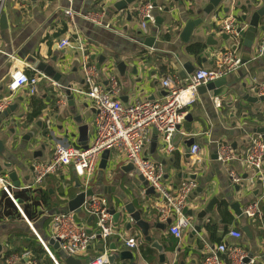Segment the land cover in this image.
Here are the masks:
<instances>
[{"label": "crops", "instance_id": "crops-1", "mask_svg": "<svg viewBox=\"0 0 264 264\" xmlns=\"http://www.w3.org/2000/svg\"><path fill=\"white\" fill-rule=\"evenodd\" d=\"M119 1L71 0L74 13L71 21L63 13L69 7L66 0H0V17L5 19L4 25L0 23V101L9 100V106H14L7 116L0 113V140L4 146L0 172L9 175L14 171L20 187L31 182L35 163L50 160L53 143L49 130L53 140L82 148L80 125L75 123L77 118L82 126H87L85 146H89L95 137L94 108L88 100L70 90L83 87L84 83L81 54L73 42L76 36L82 40L89 62L96 65L102 78H107L108 72L114 73L122 104L131 105L162 98L165 91L161 83L165 78L174 77L184 85L190 75L181 79L179 73L183 72L186 63L191 64L194 71L214 68L215 56L225 51L242 60L245 54L243 39L240 34L236 39L226 35L222 31L223 22L232 18L236 30L242 28L245 31L248 21L241 17L248 19L264 4V0H230L227 14L220 9L226 7L221 3L218 10L204 16L203 10L209 0H136L138 6L153 1L152 16L154 20L160 19L159 25L148 23L144 32L137 8L130 5L117 11L114 4ZM88 13L99 15L100 24L96 20H85L83 15ZM198 19L201 23L192 30L188 41L183 42L180 36L185 25ZM259 26L264 28V18ZM147 38H154L152 48L145 46ZM210 38L212 44H207ZM63 39L69 40L72 47L59 48L58 43ZM192 44L201 46L197 55L187 51ZM261 46L263 55L258 57ZM250 56V61L225 77L229 86L225 95L216 98L197 95L196 102L186 112L189 120L184 119L173 137V151L165 150L156 133L145 147L144 156L161 168L168 187L176 189L189 181L196 184L183 211L191 218L192 228L183 230L179 239L169 233L172 221L160 219L155 192L145 194L147 186L138 180L136 174L123 170L127 163L114 152L110 153L104 170L99 168L100 155L87 187L73 168L68 167L61 173L48 176L35 192H26L37 197L39 202L44 198L47 202V207L39 205L38 215L31 223L33 230L40 237H48V217L57 212H69L67 202L80 192L91 190L93 196L105 198L108 207L116 209L121 216L114 223L115 234L107 242L99 239L93 244L81 257L82 264L89 263L102 252L117 256L113 264H160V255L164 258L161 264H203L208 249L218 245L217 239L244 250L253 264H264V203L261 204L262 221L253 222L243 215L239 218L231 209L233 204H239L242 212L264 192V159L259 173L247 168L245 163L250 138L264 134L257 132L264 129V98L259 100L261 97L251 91L264 84V30L257 32ZM38 64L49 67L52 73L40 72ZM121 64L124 68L120 71ZM15 71L42 76L34 95H29L27 88L16 92L8 90L10 75ZM66 89L70 96L65 93ZM245 97L254 98L256 102L245 100ZM190 139L200 149L201 161L196 164L186 146ZM152 143H155L154 148ZM220 146H227L233 156L227 166L212 159ZM230 173L238 177V184L232 181ZM193 174L194 180H188ZM13 189V194L22 192ZM2 198L0 190V200ZM214 198L217 203L211 212L198 218ZM125 203L132 204L136 211L141 210L142 220L149 225L150 241L122 209ZM0 213H4V208ZM91 217L77 214V220L88 230L95 227V219ZM2 218L0 255L10 250L21 253L33 243L40 246L22 216L20 219L2 215ZM129 223L131 227L128 229ZM207 225L215 227L212 236ZM196 226L200 232L193 234ZM245 227L252 234V240L245 236ZM231 229L239 231L242 237L239 240L228 237ZM128 239L136 241V248L125 246L124 241ZM154 243L160 247V252ZM121 252H127L130 258H118ZM221 258L226 260L225 256ZM28 262L27 259L21 264Z\"/></svg>", "mask_w": 264, "mask_h": 264}, {"label": "built area", "instance_id": "built-area-1", "mask_svg": "<svg viewBox=\"0 0 264 264\" xmlns=\"http://www.w3.org/2000/svg\"><path fill=\"white\" fill-rule=\"evenodd\" d=\"M66 1L69 7L64 10V16L73 21L74 13L71 10V0ZM152 10L153 6L149 3L137 8L140 27L144 32H146L147 24H153L155 21ZM99 17V15L91 13L83 15V18L88 21H98ZM98 24H100L99 21ZM222 31L235 39L239 36L236 31L235 20L232 18L224 20ZM73 42L81 54L80 67L83 72L84 83L83 87L71 88L70 90L88 100L94 108L95 137L84 150L68 143L53 140L52 132L49 130L48 135L53 143L50 160L35 163L31 182L17 190L35 192L48 176L61 173L68 167L73 168L84 187H87L93 177L100 155L104 151L114 152L115 156H122L125 163H131L138 174L147 182L148 187L153 189L157 196L156 205L159 208L160 219L172 221L169 233L179 239L183 230L192 228L191 218L187 217L183 211L186 207L187 198L195 189L196 184L189 181L181 183L176 189L168 187L164 183L161 168L144 156L145 147L148 145L152 134L156 133L162 139L165 150L167 152L173 151V137L182 125L187 109L196 102L197 90L210 82L228 76L244 64L230 51L220 52L215 56L216 66L214 68L197 69L189 76L184 85H181L174 77L165 78L161 83V87L165 91L162 98L123 105L120 100L119 83L114 73L108 72L107 78H102L96 65L89 62L80 37L76 36ZM58 47L61 49L72 47V43L63 39L58 43ZM262 55L263 47L261 46L258 57ZM109 71H112V68ZM41 77L40 74L28 76L23 72L15 71L10 75L7 88L10 92L27 88L28 94L34 95ZM251 91L256 96L264 98V84L253 87ZM9 105V100L0 101V113L4 112ZM249 142L250 147L245 163L247 168L259 173L264 159V135L250 138ZM189 154L194 159L195 164L201 161L200 149L197 145L190 147ZM232 159L233 156L227 146L218 148L217 160L222 165L227 166ZM230 178L234 183H239L238 177L234 174L230 173ZM0 190L12 201L40 246L49 256L52 264H64L63 259H57L46 243L42 242L40 236L33 230L32 224L26 219L19 205L16 204L13 197L14 189L6 173L0 172ZM262 203H264V192L243 209L242 215L253 222L262 221ZM109 210L105 198L101 196L88 197L81 207V213L92 216L95 219V227L88 230L83 223L77 220L75 212H58L48 217V237L52 241L58 242L64 256L80 260L99 239L102 242H107L115 234V222ZM227 236L239 240L242 234L231 229ZM124 244L127 248H136L134 239L125 240ZM221 256H225L226 262L222 260ZM27 259L29 260L28 264H37L32 259L30 252L26 250L20 254H11L7 257L0 255V264H21ZM246 259L247 255L244 250L221 242L212 249H208L203 264H253L252 260L246 262ZM87 264H109V254L102 252Z\"/></svg>", "mask_w": 264, "mask_h": 264}, {"label": "water", "instance_id": "water-1", "mask_svg": "<svg viewBox=\"0 0 264 264\" xmlns=\"http://www.w3.org/2000/svg\"><path fill=\"white\" fill-rule=\"evenodd\" d=\"M174 1H178V0H174ZM153 7H155V4H153V1H150ZM223 4L224 6H226L225 8L221 7L220 9L222 10V12L224 14H227L229 12V8L227 7V5L230 3V0H209V4L208 6L203 10V14L204 16L209 15L212 11H214L215 9H219V5ZM132 5L133 8H138V4L136 2V0H120L119 2H117L116 4H114V9L117 11H121L126 9L128 6ZM264 18V4L261 5L259 8H257L251 15L250 17L247 19L246 16H242L241 19L243 21H248L247 23V29L245 31H243L242 28H238L236 31L238 34L241 35L242 39H243V47L245 48V54L242 56V60L241 63L245 64L246 62L251 60V49L253 48V44H254V40L255 37L257 35V32L259 30L263 31L264 28L259 26L260 21ZM0 23L2 25L5 24V19L4 16L0 17ZM154 23L156 25H159L160 23V19L156 18ZM201 23V19L189 22L185 25L182 33H181V40L183 42H187L189 39V36L192 32V30L198 26ZM223 39H226L225 35H222ZM211 42V38L208 40L207 44H212ZM153 43H154V38H147L146 42H145V46L148 48H152L153 47ZM215 44V42H213V45ZM38 70L40 72H44L46 74L48 73H52L51 69L43 64H38ZM122 68H124V65H120L119 66V70L121 71ZM194 71V67L189 64L186 63L183 66V72L179 73V77L181 79H186L189 75H191ZM58 75L54 77V80L57 81L58 79ZM229 86L227 85V79L224 78H220L217 79L213 82L208 83L205 86L200 87L197 90V94L199 96L201 95H205L207 94L208 96L212 97V98H216L219 97L221 95H225L226 94V89ZM68 96H70V91L66 89L65 92ZM261 98H259V100H261ZM245 100L248 101H255L256 99H250L249 97H245ZM14 109V106H9L4 112H2L3 116H7L9 114V112H11ZM190 117H186V120H189ZM75 123L79 124V134H80V141L82 143V149L86 150L87 146H85V141H86V134H87V126H82V122L80 119H75ZM260 134L264 133V129L257 131ZM244 133V132H242ZM264 135V134H263ZM194 143L193 139H190L188 141V143L186 144L187 148L189 149ZM152 147H155V143H152ZM4 151V146L2 141L0 140V156L2 155ZM110 156V151H104L101 154V160L99 163V168L100 169H105L107 166V160ZM213 160H217V153L215 152V154L212 156ZM10 167V165H8V168ZM123 170L125 172H132L134 174L137 175L138 180H140V182H142V184L144 186H147V190L145 194H152L154 193L152 188H149L147 185V182L144 180V178L138 174V172L136 171V169L134 168V166L129 163L127 164L125 167H123ZM10 181L12 182V186L15 189H18L20 187V182L17 179L16 173L14 171L10 172L8 175ZM195 175H191L189 176L188 180H194ZM94 193L91 190H87L85 192H80L78 195H76L73 199L69 200L67 202V210L70 212H75L77 214L81 213V207L83 206L86 198L93 196ZM217 203V200L214 198L211 200V202L208 204V206L205 208L204 211H202L197 217L198 218H203L207 213L211 212L213 206ZM16 204L19 205V202L16 201ZM122 209L124 210V212L126 213V215H128V217L130 218L131 222L135 224V226H137L143 233V235L145 236L146 240L150 241V237H148V230H149V225L142 220L141 217V210L136 211L134 206L132 204H128L125 203L122 207ZM231 209L234 211L235 215L239 218H242V212L240 210V206L239 204H233L231 206ZM58 213V212H57ZM110 215L113 216V220L114 222H118V219L121 216V213L116 211V209H114L113 207L110 208L109 210ZM188 215H191L190 212H187ZM92 219V217H91ZM131 227V223L127 224V228L129 229ZM33 228V227H32ZM89 232V231H88ZM200 232V228L199 227H194L193 229V234L199 233ZM243 232L245 234V236L249 239L252 240V234L250 233L249 229L247 227H245L243 229ZM42 242L46 243L47 247L52 249L54 252H56L57 254H60L63 257V263L64 264H82L80 260L72 258V257H67L64 256L59 248V244L58 242L52 241L51 239H49L47 236L46 237H40ZM154 247L160 252V247L157 245V243L153 244ZM1 249V247H0ZM127 252H121L118 256V258L120 259H124V258H130L129 254H126ZM115 259H117V256H109V264H113L115 262ZM246 262L249 261V258H247L245 260ZM159 262L160 264L164 262V258L162 255H160L159 257Z\"/></svg>", "mask_w": 264, "mask_h": 264}, {"label": "trees", "instance_id": "trees-1", "mask_svg": "<svg viewBox=\"0 0 264 264\" xmlns=\"http://www.w3.org/2000/svg\"><path fill=\"white\" fill-rule=\"evenodd\" d=\"M200 49H201V46L199 44H192L189 47H187L188 53H190L192 55H197L199 53ZM13 197L17 202H19V206H20L21 210L23 211V213L26 216V218L28 219V221L32 224H33L34 217H36L38 215L39 205H42L43 207H47V202H46L45 198L41 199V201L39 202V201H37V197L34 198L32 195H30L29 193L27 194L26 192H24V193L21 192L19 194H13ZM221 206L223 207L224 205H221ZM2 208H4V213H2V215L5 216L6 218L7 217L13 218L14 216H17L18 218L21 219V215L19 214L18 210L16 209V207L14 206L12 201L10 199H8L4 193H3V198L0 200V210ZM14 214H16V215H14ZM2 215L0 213V221L3 219ZM206 229H207L208 233L211 234V236L215 232V227H213L211 225H207ZM216 241H217V244L221 243L220 240H218V239ZM24 250L30 252L32 259H34V261L37 264H52L47 253L44 251V249L42 247L40 248L39 245L33 243L32 245H28V247L25 248ZM51 251L57 259H59V260L63 259V257L60 254H57L52 249H51ZM11 254H20V252L10 250L5 254V257H7Z\"/></svg>", "mask_w": 264, "mask_h": 264}]
</instances>
